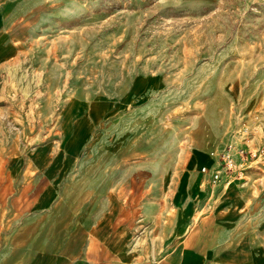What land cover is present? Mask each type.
Returning <instances> with one entry per match:
<instances>
[{
    "label": "rangeland",
    "instance_id": "rangeland-1",
    "mask_svg": "<svg viewBox=\"0 0 264 264\" xmlns=\"http://www.w3.org/2000/svg\"><path fill=\"white\" fill-rule=\"evenodd\" d=\"M56 259L264 264V0H0V264Z\"/></svg>",
    "mask_w": 264,
    "mask_h": 264
},
{
    "label": "crops",
    "instance_id": "crops-1",
    "mask_svg": "<svg viewBox=\"0 0 264 264\" xmlns=\"http://www.w3.org/2000/svg\"><path fill=\"white\" fill-rule=\"evenodd\" d=\"M10 255H11V254H10ZM11 256H12V255H11ZM57 260H58V259H56V264H57ZM51 261H52V256H51ZM9 263H10V262H9ZM10 264H23V262L19 261L18 263H14V262H13V263H10ZM51 264H52V263H51Z\"/></svg>",
    "mask_w": 264,
    "mask_h": 264
},
{
    "label": "built area",
    "instance_id": "built-area-1",
    "mask_svg": "<svg viewBox=\"0 0 264 264\" xmlns=\"http://www.w3.org/2000/svg\"><path fill=\"white\" fill-rule=\"evenodd\" d=\"M217 176H218L217 174H214V175H213V178H214V179H216V178H217Z\"/></svg>",
    "mask_w": 264,
    "mask_h": 264
}]
</instances>
